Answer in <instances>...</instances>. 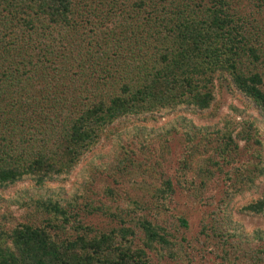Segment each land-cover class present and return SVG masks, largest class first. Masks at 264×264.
<instances>
[{
  "label": "trees",
  "instance_id": "obj_1",
  "mask_svg": "<svg viewBox=\"0 0 264 264\" xmlns=\"http://www.w3.org/2000/svg\"><path fill=\"white\" fill-rule=\"evenodd\" d=\"M219 89L245 105L221 128L177 115ZM166 113L173 179L146 164V123ZM131 120L145 126L119 130ZM104 138L111 158L93 153ZM262 179L264 0H0V264H264V229L233 220L264 217V191L235 207ZM180 194L209 222L193 231Z\"/></svg>",
  "mask_w": 264,
  "mask_h": 264
},
{
  "label": "rangeland",
  "instance_id": "obj_2",
  "mask_svg": "<svg viewBox=\"0 0 264 264\" xmlns=\"http://www.w3.org/2000/svg\"><path fill=\"white\" fill-rule=\"evenodd\" d=\"M216 100L212 104V110L210 112H207L205 114H193V113H185L183 110H180L178 112V116H184L186 117L190 124H192L195 127L199 126H208L210 128L222 127V122L224 119H234L235 114L233 111H231L229 108L231 105L236 106L238 109H242L245 107L244 102L240 100L239 98H235L234 95H231L230 93L224 91V89H219L216 91ZM176 117V114L173 113H166L161 115V117L157 118H149L152 119L149 121V123H146V126L148 128V131L151 132L150 136V142H148V154L151 155L149 159H146V164H151V166L154 164L155 171L159 175L160 172H162L161 178L166 179L171 177L172 179L176 177V169L180 165V158L182 157L181 153V143H180V136L171 135L168 140H164V137L159 136V128L166 125V123H169L170 121H173ZM250 118H258V113L254 108H249L245 115L243 117H237L235 121L240 122L241 119H250ZM134 125L138 129L145 126V123H142L138 120L136 121H130L129 123L125 124L123 127H121L119 130ZM147 131V134H148ZM113 138V137H111ZM111 138H104L100 144L93 147V153H103L108 154L110 158L113 156L114 149L116 150V144L115 140ZM243 144V143H241ZM127 148V147H126ZM93 155V154H92ZM185 157V156H184ZM140 156L135 155V162H138V164L135 167V172L137 171L138 174H140L143 170L141 169L140 165ZM129 161V160H128ZM126 161V166L129 167V162ZM143 163V162H142ZM161 164V166L159 165ZM159 165V167H157ZM161 167V168H160ZM79 168L76 170V172L72 175L71 180L67 183H65L63 186L67 189L71 188V184L76 180L75 174ZM130 171V170H129ZM133 177H136L135 175ZM221 183V181H220ZM218 184L217 181H214L211 183L210 191L214 196L216 197V192L221 191V185ZM132 185V184H130ZM224 185V184H223ZM258 189L256 192L247 193L244 195V197L237 198L235 201V207L236 209L245 205L251 200H254L258 197L259 194H261L264 191V179L257 182ZM134 186V185H133ZM20 186H17V188ZM219 190V191H218ZM11 190H8L4 192L5 195L11 194ZM180 194L174 198L173 206L177 208L182 213H186L189 216L190 222L195 225V227L192 229L195 231L199 225V222L203 219L207 218L208 222L210 220L209 214L206 213V207L202 206V204L198 203V200L196 198H192L193 196H186ZM204 205V204H203ZM211 211V210H210ZM11 213L15 217V219H19L22 215V212L17 211L16 208H12ZM233 220L238 221L242 227L246 230V232L251 233L253 230L256 229H264V217L263 216H250V215H242L237 213L236 211L233 212ZM207 223V222H206ZM192 224V225H193ZM188 239H190L189 236H187ZM210 248H214L211 246ZM220 247H215L214 250L217 253L219 251ZM208 260L215 264V262L220 263V259H216L214 256H208ZM207 261V260H206ZM193 264H204V262L196 261ZM208 264H211L210 262Z\"/></svg>",
  "mask_w": 264,
  "mask_h": 264
}]
</instances>
